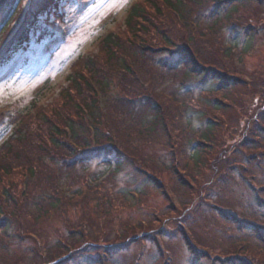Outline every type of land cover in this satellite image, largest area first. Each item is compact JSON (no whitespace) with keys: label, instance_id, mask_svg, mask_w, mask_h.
Wrapping results in <instances>:
<instances>
[{"label":"rangeland","instance_id":"1","mask_svg":"<svg viewBox=\"0 0 264 264\" xmlns=\"http://www.w3.org/2000/svg\"><path fill=\"white\" fill-rule=\"evenodd\" d=\"M21 1L16 0L13 8H25L23 13L30 17L16 22L18 30L14 29L26 37L17 46L8 45L2 53L5 57H0V147L14 134L22 117L29 115L26 121L32 123L45 113L68 110L65 99L70 95L66 89L71 76L81 71L85 59L103 52L105 36L128 32L126 18L131 6L140 2L53 0L52 7H46V0H27L24 7ZM244 9L240 11L245 19L242 23L251 24L257 32L252 37L243 34L240 46L233 47L230 56L217 57V62L235 74L238 82L228 93L208 96L222 99V105L207 107L208 116L217 119L214 139L204 148L209 153L205 166L197 169L189 158L190 143L199 134L194 128L201 124L183 119L175 126L178 129L168 134L163 130H158L156 137L145 133L140 138L138 134L133 142L148 163L143 166L138 161L137 167L151 172L162 186L160 190L144 182L143 173L135 172L133 166L113 174L107 169L105 157H94L75 169L55 171L56 188L65 193L59 209L62 212L50 211L39 218L37 205H20L18 192L26 198L28 186L36 196L51 187L41 179H28L24 168L3 175L0 218L11 215L14 228L18 229L17 224L21 228V238L18 231L15 235L20 239L9 243L0 223V264L214 263L218 255L216 236L220 235L216 230H238L210 211L209 205L241 210L244 200L252 199L253 192L264 187V0L247 4ZM223 31L221 46L229 41ZM148 35L159 39L152 33ZM248 37L252 40L248 41ZM157 70L150 68L142 77L151 91L160 88L155 83L158 75H152ZM104 86L100 85L102 101L122 96L115 82ZM71 97L75 100H70V108L79 107L81 101L75 94ZM197 105L202 106L198 100L191 103ZM107 112L111 119L112 108L107 106ZM20 113L23 116L17 118ZM109 127L107 131H112ZM123 134L127 133L123 130ZM122 147L125 149L124 140ZM19 154L18 163H27L24 154ZM43 164L50 170L48 161ZM123 187L129 188L131 194L120 193ZM135 187L139 192L132 191ZM8 194L17 203L11 204ZM106 197L110 200L107 207ZM228 243L235 246L241 241ZM249 243L254 253L261 251L259 258L264 259V246L252 238ZM202 250L209 254H202Z\"/></svg>","mask_w":264,"mask_h":264},{"label":"trees","instance_id":"2","mask_svg":"<svg viewBox=\"0 0 264 264\" xmlns=\"http://www.w3.org/2000/svg\"><path fill=\"white\" fill-rule=\"evenodd\" d=\"M15 1L0 0L2 58L8 45L17 46L26 37L22 31L17 33L14 28L18 30L16 22L28 21L30 16L23 13L25 8L16 11L13 8ZM52 3L53 0H46L45 6L52 7ZM257 3L260 0H140L132 5L126 18L128 32L105 36L103 52L93 59H85L81 71L71 76V84L66 89L70 95L65 99L68 110L45 113L32 123L26 121L29 115L22 117L14 134L0 147V177L12 175L15 170L24 168L28 179H41L51 187L36 196L31 186H28L30 190L26 198L18 192L20 205L30 206L33 202L37 205L36 216L39 218L45 217L50 211L62 212L59 209L65 193L56 188L55 171L87 164L94 157H105L107 169L113 174L133 166L135 172L143 173L144 182L160 190L162 186L154 175L137 167L138 161L143 166L148 163L138 153L133 142H136L138 134L140 138L145 133L156 137L158 130L168 134L171 129H178L175 126L180 125L183 119H188L189 123L198 120L201 124L194 128L199 134L198 137L192 136L194 141L190 143L189 151L192 154L189 158L197 169L204 167L205 159L209 156L204 148L210 146L209 143L214 139V119H217L208 116L207 107L213 104L220 108L222 105V99L218 101L208 96L228 93L238 82L235 74L217 62V57L230 56L233 54L232 48L240 46L243 34L252 37L253 32H257L251 24L244 25L242 21L245 19L240 15L247 4ZM21 5L25 7L27 0H22ZM6 7L8 11H5ZM222 30L229 37L228 44L224 46L219 45L222 42ZM149 33L159 39L151 38ZM247 40L252 39L248 37ZM162 43L164 46H160ZM242 50H246V47ZM150 68L159 69L157 73H152L153 77L158 75L155 83L160 88L156 91L147 89L143 79ZM114 82L122 96L102 101L104 83L110 87ZM72 94L81 101V105L71 109L70 100H75ZM197 94H200L199 98ZM194 100H198L202 106H191ZM107 106L112 108L111 119L107 118ZM18 115L17 118L22 113ZM111 122L113 126L109 127ZM106 127L113 129L107 131ZM122 140L125 141V149ZM19 153L24 154L27 163H18L21 159ZM226 160L230 165V159ZM43 161H48L50 170ZM185 168L188 169V164ZM225 171L228 169L225 168ZM128 189L123 187L119 192L131 194ZM132 191L139 192L136 187ZM253 195L250 201L243 199L245 202L241 204V210H226L221 207L222 204L209 205L210 211L219 214L238 230L236 233L231 232L230 228L216 230L220 235L216 233L214 247L218 248L215 250L218 255L214 256L213 264H264V259H260L261 251L254 253L249 243L252 238L264 246V187L256 189ZM8 196L11 204L16 202ZM104 204L105 207L110 205L108 197ZM4 216L0 218V223H3L2 229L9 238L8 242L19 238L15 235L18 231L21 238L20 226L17 224L18 229L14 228L15 220L11 215L10 218ZM229 241H241V244L234 246ZM202 254L208 255L209 251L202 250ZM195 261L198 262L197 259Z\"/></svg>","mask_w":264,"mask_h":264}]
</instances>
